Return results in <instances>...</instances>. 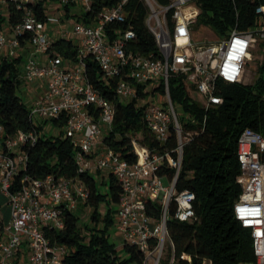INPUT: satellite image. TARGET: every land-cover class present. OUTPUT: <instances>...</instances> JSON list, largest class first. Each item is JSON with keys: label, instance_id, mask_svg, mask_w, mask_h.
<instances>
[{"label": "built area", "instance_id": "1", "mask_svg": "<svg viewBox=\"0 0 264 264\" xmlns=\"http://www.w3.org/2000/svg\"><path fill=\"white\" fill-rule=\"evenodd\" d=\"M57 1L64 11L66 7H78L82 14L90 9V0ZM200 1L168 0L160 4L145 0L149 9L146 25L156 38L157 54L144 55L129 48L136 33L122 26L127 21V0L103 10L90 24L76 20L70 29L62 24L60 37L68 38L71 33L79 40L75 42L74 60L79 66L64 68L66 60L52 49L57 37L47 30L49 21L59 20L48 14L46 21L39 20L28 7L36 0H0V7L14 3L23 9L20 21L0 30V59L20 57V86L41 88L29 105L31 119L51 120L64 114V132L76 147L78 171L114 175L121 188L114 228L122 244L143 253L144 264H159L164 243L170 242V217L188 223L197 220L195 193L176 190L184 146L192 133L179 122L170 97V78L179 76L188 93L193 92L189 93L192 100L207 110L223 102L217 92L218 80L245 82L252 53L259 51L260 45L264 51V0H253L259 1L256 24L245 30L235 26L223 38L202 41L193 37ZM89 55L105 80H116L115 100L102 95L88 81L85 59ZM140 91L145 94L140 101L145 103L146 126L162 148H150L133 137L137 159L129 161L105 146L103 135L113 128L116 103L139 98ZM158 95L164 100L160 101ZM172 134L176 138L174 146H170ZM37 138L35 129L6 136L0 123V194L10 206L7 220L0 208V264H66V247L52 243L43 227L62 228L63 213L76 210L88 196L77 178L24 175L15 184V176L27 161L24 146L34 144ZM237 156L241 192L233 212L250 232L255 264H264V136L245 128L238 137ZM165 178L168 185L163 184ZM153 206L158 207V215L149 212Z\"/></svg>", "mask_w": 264, "mask_h": 264}, {"label": "trees", "instance_id": "2", "mask_svg": "<svg viewBox=\"0 0 264 264\" xmlns=\"http://www.w3.org/2000/svg\"><path fill=\"white\" fill-rule=\"evenodd\" d=\"M53 1L56 0H36L28 7L39 20L46 21V3ZM120 1L90 0V9L77 16V20L90 24L103 10ZM157 1L160 4L168 2ZM258 3L253 0H201L197 22L209 26L218 38H223L235 26L245 30L257 23L255 8ZM66 10L65 15L68 17V7ZM125 13L127 21L122 26L130 27L136 33V39L129 48L144 55L157 54L156 38L146 25L149 9L145 0H127ZM22 14L23 9L17 8L14 3H7L5 12L0 7V30L20 21ZM168 22L171 25L170 16ZM52 49L65 60L76 59L77 49L71 39L55 38ZM257 52V71L252 82L227 83L218 80L217 92L223 102L207 110L192 100L179 76L175 75L169 80V92L175 110L177 112L179 107L185 114L179 116L177 113L179 122L185 131L192 133L184 146L176 190L195 193L194 209L197 216V220L191 223L172 217L168 219L167 230L174 264H255L250 232L235 218L233 205L241 192L238 137L247 127L264 136V51L261 45ZM20 61V57L0 59V123L6 136L35 129L38 138L34 144L24 146L27 161L25 168L15 176V184L18 185L24 175L32 178L51 175L58 179L77 178L88 192L87 199L79 202L77 208L90 209L88 223L82 227L80 215L75 210H67L63 213L64 226L60 229L45 226V235L52 243L66 247V264H144V255L139 249L128 244L117 248L110 239L121 195L117 179L111 173L99 179L101 171L93 174L78 171L76 147L62 130L66 120L64 114L51 119L53 125L61 128L58 134L40 132L42 126L36 125L31 119L29 106L18 93L21 84ZM85 62V73L91 85L108 99L115 100L116 80H105L92 56H87ZM143 96L145 94L140 91L139 98L118 101L113 128L103 135L104 145L129 161L137 159L131 143L133 137L139 138L150 148H162L146 126L145 103L140 101ZM175 139L172 134L170 146H174ZM167 172L171 173L169 170ZM149 212L158 215L159 209L153 206Z\"/></svg>", "mask_w": 264, "mask_h": 264}, {"label": "rangeland", "instance_id": "3", "mask_svg": "<svg viewBox=\"0 0 264 264\" xmlns=\"http://www.w3.org/2000/svg\"><path fill=\"white\" fill-rule=\"evenodd\" d=\"M46 9H47V14H48L49 18H57L59 20L57 22L49 21L47 23V30L54 37H55V35H56V37L60 36L59 34H56V33L62 24L70 29L75 24V22L77 20V16L81 15V11L78 7H72L71 10L69 11V16L66 17V15H65L66 12L64 11V8L61 7L60 3L57 0L50 2V3H46ZM1 10L3 12H5L6 6L5 5L1 6ZM193 37L195 38V40H199V41L218 39V36L216 35V33L214 32L213 29H211L209 26H206L200 22H197L195 24V31H194ZM68 38L73 40L74 43L79 42L77 37H75L71 33L68 34ZM258 56H259L258 52L254 51L252 53L251 59L248 61L247 65H246V71H245V76H244V81L246 83L252 82L253 78L255 77V73L257 71L256 67H257V63H258L257 62ZM76 66H79V63L76 61H70V60L69 61L66 60L64 65H63L64 68H71V67H76ZM23 87L20 86V89H18V93L22 97L24 102H26V104L29 106L31 103V100L35 94L33 92L34 87H30V88H29V86H25L24 88ZM189 93H190V95H194L193 92H189ZM158 98L160 101L164 100L161 95H158ZM148 100L149 99H147V101ZM177 113L179 116H185L183 110L180 109L179 107H177ZM34 122L36 125L42 126L40 129L41 133L58 134V132L61 130V128L53 125L51 120H41V119H38L37 117H34ZM62 130L65 131V128L63 127ZM108 174L109 173L105 172V171L100 172L98 174L99 179L105 178L106 176H108ZM163 184L168 185V180L166 178L163 179ZM0 208L5 213V215H6L5 218L7 220L9 218L10 206L7 202V198L1 194H0ZM102 210L104 211L105 209L102 208ZM75 211H76V213H78L80 215V225L83 227V225L85 223H88V221H89L90 209L87 207V208H83V209H77ZM110 239H111V241H113L115 243L117 248H120L122 246V240L120 239V236L114 227L110 231ZM170 245L171 244H170L169 240H166L164 243V248H163V256H162L159 264H174L173 252H172V248ZM203 264H209V263L204 262Z\"/></svg>", "mask_w": 264, "mask_h": 264}, {"label": "crops", "instance_id": "4", "mask_svg": "<svg viewBox=\"0 0 264 264\" xmlns=\"http://www.w3.org/2000/svg\"><path fill=\"white\" fill-rule=\"evenodd\" d=\"M69 10H70V9H69ZM69 10H68V11H69ZM65 12L67 13V10H65ZM68 13H69V12H68ZM56 34H59L58 31H57ZM59 35H60V34H59ZM55 36H56V35H55ZM59 37H60V36H59ZM23 86H24V85H22V87H23ZM24 87H25V86H24ZM24 87H23V88H24ZM30 87H31V86H29V88H30ZM33 89H34L33 92L35 93L34 96H35L36 94H38L39 92H41V88H39V87L36 88V87L34 86ZM34 96H33V97H34ZM101 172H102V171H101ZM105 172H107V171H105ZM106 177H107V176H106ZM106 177H105V178H106Z\"/></svg>", "mask_w": 264, "mask_h": 264}]
</instances>
